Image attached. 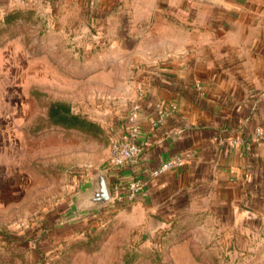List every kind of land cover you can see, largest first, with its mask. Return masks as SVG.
Wrapping results in <instances>:
<instances>
[{
	"label": "rangeland",
	"instance_id": "rangeland-1",
	"mask_svg": "<svg viewBox=\"0 0 264 264\" xmlns=\"http://www.w3.org/2000/svg\"><path fill=\"white\" fill-rule=\"evenodd\" d=\"M85 3L0 13V264H264V218L153 232L124 206L70 217L81 184L110 166L148 43L82 26Z\"/></svg>",
	"mask_w": 264,
	"mask_h": 264
},
{
	"label": "crops",
	"instance_id": "crops-1",
	"mask_svg": "<svg viewBox=\"0 0 264 264\" xmlns=\"http://www.w3.org/2000/svg\"><path fill=\"white\" fill-rule=\"evenodd\" d=\"M73 1L0 0V13L42 6L59 15ZM85 2L91 7L82 26L109 37L140 34L148 42L132 98L140 105L142 154L103 171L111 195L113 184L134 178L143 188L130 201L105 206L141 214L147 227L155 220L264 218V143L253 140L264 126V0ZM122 123L111 129L113 139L121 136ZM176 156L184 159L181 166L152 176Z\"/></svg>",
	"mask_w": 264,
	"mask_h": 264
},
{
	"label": "built area",
	"instance_id": "built-area-1",
	"mask_svg": "<svg viewBox=\"0 0 264 264\" xmlns=\"http://www.w3.org/2000/svg\"><path fill=\"white\" fill-rule=\"evenodd\" d=\"M140 105L138 102H132L126 110L125 116L122 118L121 136L113 139L110 148L111 164L116 167H123L135 158L140 156L143 151L142 144L138 141L140 135L139 119ZM163 116L152 123V126L158 125ZM253 140L255 142L264 143V126L257 127L254 132ZM240 140L235 138L233 144H238ZM184 159L181 156H176L161 163L157 168L152 170V176L156 177L173 168L181 166ZM143 180L134 178L127 184L120 183L113 184L112 189V203L122 204L124 201L132 200L143 188Z\"/></svg>",
	"mask_w": 264,
	"mask_h": 264
},
{
	"label": "water",
	"instance_id": "water-1",
	"mask_svg": "<svg viewBox=\"0 0 264 264\" xmlns=\"http://www.w3.org/2000/svg\"><path fill=\"white\" fill-rule=\"evenodd\" d=\"M111 199L106 175L103 171H97L81 184L70 205V217L74 219L81 215H95L111 202ZM163 225V222L155 220L150 222L148 228L150 231H156Z\"/></svg>",
	"mask_w": 264,
	"mask_h": 264
}]
</instances>
